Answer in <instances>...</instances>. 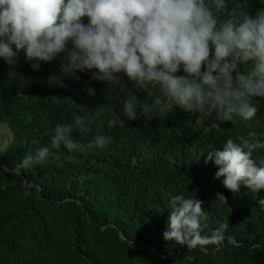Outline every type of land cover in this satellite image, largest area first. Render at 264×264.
<instances>
[{"label":"trees","instance_id":"16d2710c","mask_svg":"<svg viewBox=\"0 0 264 264\" xmlns=\"http://www.w3.org/2000/svg\"><path fill=\"white\" fill-rule=\"evenodd\" d=\"M260 6L249 0L248 10ZM52 74L56 61L37 70L22 54L16 68L0 61V166L11 169L46 144L45 132L56 123L86 116L97 104L106 106L107 118L127 97L108 95L88 73L60 89L47 83ZM259 103L257 116L264 118ZM247 130L214 118L198 124L180 109L112 129L94 121L89 138L97 131L111 137L104 149L61 152L62 163L50 160L22 176L0 171V264H264V210L256 203L264 191L241 187L231 194L213 178L212 163H204L210 145L219 148ZM253 159L264 160V149L254 150ZM177 194L201 201L202 234L227 223L232 241L194 249L165 241L168 197Z\"/></svg>","mask_w":264,"mask_h":264},{"label":"clouds","instance_id":"9594fccd","mask_svg":"<svg viewBox=\"0 0 264 264\" xmlns=\"http://www.w3.org/2000/svg\"><path fill=\"white\" fill-rule=\"evenodd\" d=\"M257 2L250 13L249 0H0L5 65L16 68L21 54L32 70L56 61L58 74L47 77L49 85L69 89L67 80L88 73L108 95L127 94L107 118L106 106L97 104L86 116L56 123L45 132L46 144L0 171L22 176L50 160L62 163L61 152L104 149L111 137L97 131L89 138L94 121L112 129L180 109L198 124L214 118L248 129L219 148L210 145L204 163H212L213 178L231 194L241 187L264 191V160L253 159L254 150L264 149V118L257 116L264 100V0ZM216 198L226 203L224 195ZM256 203L264 210V197ZM167 204L165 241L192 249L232 241L227 223L202 234L199 199L169 195Z\"/></svg>","mask_w":264,"mask_h":264}]
</instances>
